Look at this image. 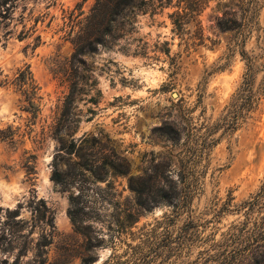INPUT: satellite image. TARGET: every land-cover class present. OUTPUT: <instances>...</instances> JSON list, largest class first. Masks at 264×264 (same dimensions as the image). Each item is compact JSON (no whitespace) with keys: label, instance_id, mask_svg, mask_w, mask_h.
Returning <instances> with one entry per match:
<instances>
[{"label":"rangeland","instance_id":"374dc122","mask_svg":"<svg viewBox=\"0 0 264 264\" xmlns=\"http://www.w3.org/2000/svg\"><path fill=\"white\" fill-rule=\"evenodd\" d=\"M205 1L177 30L178 0H146L126 38L89 58L61 123L67 145L77 143L67 153L54 130L66 60L94 0H17L0 31V264H79L75 195L95 208L91 264L107 250L109 264H264V247L246 239L264 223V0ZM26 68L33 107L14 83ZM88 161L93 174L81 168ZM57 167L64 183L52 179ZM130 183L145 201L125 228Z\"/></svg>","mask_w":264,"mask_h":264},{"label":"trees","instance_id":"16d2710c","mask_svg":"<svg viewBox=\"0 0 264 264\" xmlns=\"http://www.w3.org/2000/svg\"><path fill=\"white\" fill-rule=\"evenodd\" d=\"M17 0H0V31L2 28L8 25V22L12 20L13 11L15 8ZM181 2H183L181 4ZM146 0H94L93 5L90 7L87 14L79 18L73 27H77V30L71 38V43L73 45V51L71 55L66 60V82L68 84V93L66 94L64 106H63V118L61 121L57 122L55 126V133L58 135L59 139L62 142V148H65L67 153H73L77 150V143L72 138L70 144L67 145L66 141L63 139L62 135V121H68L72 119L74 113L71 110L74 108L73 104L77 99V95L81 93V88H79V83L84 82L88 79L85 75V72L90 71V60L89 58L93 56L100 47H111V45L119 40L126 38V35L135 27L136 16L139 13L144 12V5ZM205 0H178L177 10L170 14L172 23L175 26V29L179 30L185 23L190 22L191 18H196L200 15L203 7L205 6ZM181 10H186L185 13H181ZM82 15V14H81ZM80 16V14L78 15ZM183 16H188L187 19H184ZM199 23V21L197 20ZM199 40L200 43L203 41V34L201 28H199ZM124 51H128V48H124ZM166 51H169L166 48ZM134 54H143L139 50H135ZM30 72L28 68L18 72L17 76L14 79L15 85L21 89L22 94L24 95L25 101H27L30 107H33V98L35 95L36 87L31 84V77L28 78ZM30 80L27 83L28 79ZM26 88H23V87ZM23 88V89H22ZM64 112V113H63ZM65 135L72 136V131L65 130ZM74 131V130H73ZM0 137L5 138L7 135L0 132ZM111 168L113 167L112 162H107ZM92 162L88 161L85 164L81 165L82 169L94 173L92 169ZM65 172L61 171L58 167L53 170L52 179L57 183H64ZM133 178H130L132 181ZM130 188L133 191V203L134 206L128 208L125 224V228L131 227L138 220L140 215L139 208L144 207V198L142 193L131 186ZM257 198L264 196V181L257 191ZM71 207L68 210L70 220L76 231L80 232L85 238V254L82 256L79 264H91L96 260L93 251L95 247L100 246L101 237L97 236L93 231L91 216L89 212H94L95 208L90 206L86 199L81 200V197L71 196ZM256 200V199H255ZM155 201V200H153ZM82 203V204H81ZM249 205H254L255 203L250 201H245ZM80 204V206H79ZM80 207L77 209V207ZM87 210V211H85ZM81 212V215L79 213ZM263 221V219H262ZM262 221H257L251 228V232L246 236L248 243L254 244L256 248L264 247V223ZM120 226V223H119ZM121 227L116 229V232H121ZM155 228L150 230V237H156L154 234ZM146 240H142L140 244H147ZM111 255L107 260L102 264H109L111 260ZM128 263V260L125 261ZM3 264H16L15 261L8 263L6 260H3ZM124 262L115 261L112 264H122ZM146 264L148 262H145Z\"/></svg>","mask_w":264,"mask_h":264},{"label":"clouds","instance_id":"9594fccd","mask_svg":"<svg viewBox=\"0 0 264 264\" xmlns=\"http://www.w3.org/2000/svg\"><path fill=\"white\" fill-rule=\"evenodd\" d=\"M172 179L176 180L177 182L179 181V176L177 175H173ZM157 215H159V212H157ZM110 250H107L102 256H101V264H102V260L107 258L108 255H110Z\"/></svg>","mask_w":264,"mask_h":264}]
</instances>
